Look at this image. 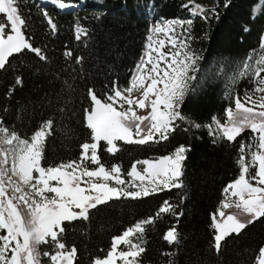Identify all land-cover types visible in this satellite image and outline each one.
<instances>
[{"label":"trees","instance_id":"16d2710c","mask_svg":"<svg viewBox=\"0 0 264 264\" xmlns=\"http://www.w3.org/2000/svg\"><path fill=\"white\" fill-rule=\"evenodd\" d=\"M64 2L78 5L76 9L59 8L55 3L42 0H20L28 21L26 37H31L33 47L42 49L46 60L25 50L10 58L6 70H0V117L5 126L27 138L45 121H53L52 134L45 142L42 161L45 167L80 158V145L92 142L85 112L92 106L89 90L103 98L113 82L120 87L128 86L131 70L145 50L150 28L159 19L192 21L190 25L185 23L187 35L193 38L191 47L204 59L198 74L199 86L195 94L186 99L182 112L195 123L210 124L213 116L223 122L225 109L234 107L233 99L225 95L229 78L250 53L253 59L264 54L259 49L264 34V1L261 3V0ZM195 4L214 12H207V18L192 17L190 11ZM259 4H262L261 10L254 16L253 10ZM44 11L57 24L56 31L50 29L42 14ZM77 24L89 31L80 41L75 39ZM69 51L71 56L66 57ZM78 57L80 63H77ZM17 78L21 83L17 84ZM253 87L250 78H243L234 86L233 95L242 97L245 90L251 91ZM251 136L250 130H246L237 140L248 143ZM117 143L120 150L109 154L105 142H101L98 154L107 168L119 165L124 174L138 161L170 155L181 145L190 149L186 152L182 177L185 187L138 200H114L90 210L87 221L65 222L62 242L67 248L76 247L74 264H93L94 258L104 257L114 236L136 222L154 217L165 200L179 205L178 211L183 215L177 218L164 214L154 225L148 226L141 264H168L169 259L173 264H255L258 250L264 246V218L247 226L239 235L232 234L219 256L212 248L215 233L211 227L212 215L225 199V186L240 174L237 142L214 144L208 129L202 127L188 131L178 129L168 140L149 145ZM137 167L145 166L137 164ZM124 178L128 179L126 175ZM181 197H184L183 203ZM173 225L181 238L179 245L170 246L163 235ZM39 249L42 261L50 262L43 253H53L51 245L42 244ZM173 251L174 257L161 255Z\"/></svg>","mask_w":264,"mask_h":264},{"label":"snow or ice","instance_id":"6c2138e0","mask_svg":"<svg viewBox=\"0 0 264 264\" xmlns=\"http://www.w3.org/2000/svg\"><path fill=\"white\" fill-rule=\"evenodd\" d=\"M54 3L59 8L69 7L64 0H54ZM192 12L207 18V12L214 10L195 5ZM42 14L50 29L56 31L58 26L48 12ZM185 23L190 25L192 21L162 20L153 25L146 37L145 50L131 70L128 86L120 87L113 82L103 98L89 90L92 106L85 112L92 142L80 145L82 151L78 160L43 166L52 120L45 121L30 137L22 138L5 126L0 117V264H41L38 249L42 244H50L53 249L51 254L43 253L51 264H74L76 247L67 248L62 242L65 222L87 221L90 210L114 200H138L158 192L183 189L186 152L190 150L183 145L170 155L134 163L126 174L119 165L107 168L98 154L101 142H105L109 154H115L120 150L117 142L159 143L181 128L188 131L204 127L214 144L222 141L239 144L240 174L225 186V199L212 215L211 227L215 230L212 248L216 254L220 255L232 234L239 235L247 226L264 218V76L261 75L264 54L253 59L250 53L229 78L225 95L233 99L234 107L225 109L223 122L213 116L210 124L195 123L182 112V107L199 86L198 74L204 57L191 47L193 38L187 35ZM177 27L181 32L176 31ZM27 31L28 21L20 0H0V70H6L10 58L25 50L46 60L42 49L33 47L31 37H26ZM88 35L86 27L76 25L77 41ZM259 49L264 52V34ZM65 56H71V52H66ZM80 62L78 57L77 63ZM243 78H250L254 87L251 91L245 90L242 97L234 96V86ZM140 110L145 114H140ZM246 130L252 133L250 141H238ZM9 163L10 168L6 167ZM137 164L145 167L138 169ZM183 199L181 197V203ZM178 208L179 205L165 200L154 217L136 222L114 236L106 255L94 258L93 264H117V261L141 264L148 226L154 225L164 214L177 218L183 215ZM180 238L176 225L163 235L170 246L179 245ZM161 255L174 257L176 253ZM168 264L173 261L169 259ZM255 264H264V246L259 248Z\"/></svg>","mask_w":264,"mask_h":264},{"label":"rangeland","instance_id":"374dc122","mask_svg":"<svg viewBox=\"0 0 264 264\" xmlns=\"http://www.w3.org/2000/svg\"><path fill=\"white\" fill-rule=\"evenodd\" d=\"M263 1H264V0H263ZM196 5H198V4H196ZM200 6H201V8L206 9V7H205L204 5L201 4ZM194 7H195V5H194ZM261 7H262V6L259 5L258 8H256V9H258V14H259V12H260V10H261ZM256 9L253 10V13H256ZM254 11H255V12H254ZM190 14H191L192 17H197V16H201V17H203L202 15H199V14L194 15L193 12H192V10L190 11ZM258 14H257V16H258ZM149 16H150V17L152 16L151 11H150V13H149ZM160 21H162V20L159 19L157 22H160ZM157 22H154L153 25H154L155 23H157ZM153 25H152V27H153ZM152 27H151V28H152ZM151 28H150V29H151ZM176 31H177V32H181V29H180L179 27H177ZM155 38H156V37L154 36V39H155ZM134 95H135V94H134ZM140 114H145V113L143 112V110H140ZM4 147H7V146H4ZM0 159H2V157H0ZM6 167L10 168V167H11L10 163H9ZM8 175L11 176V173L9 172ZM12 179L15 180V179H17V178H16V177H12ZM224 195H226V194L224 193ZM226 211H228V210H226ZM39 248H40V246H39ZM38 250H39V252H40V254H41V250H40V249H38ZM118 262H119V261H117V264H118ZM41 264H51V262H46V261H45V263H44V262L42 261V254H41Z\"/></svg>","mask_w":264,"mask_h":264},{"label":"bare ground","instance_id":"6f19581e","mask_svg":"<svg viewBox=\"0 0 264 264\" xmlns=\"http://www.w3.org/2000/svg\"><path fill=\"white\" fill-rule=\"evenodd\" d=\"M45 1L50 2V3H51V1L54 2V0H45ZM261 3H263L262 0H261ZM77 5H78V4H71L70 7L76 8ZM259 5H260V4H259ZM261 6H262V4H261ZM256 8H258V6H256ZM256 8H255V9H256ZM257 14H258V9H256V13H254V16H257Z\"/></svg>","mask_w":264,"mask_h":264},{"label":"water","instance_id":"95a60500","mask_svg":"<svg viewBox=\"0 0 264 264\" xmlns=\"http://www.w3.org/2000/svg\"><path fill=\"white\" fill-rule=\"evenodd\" d=\"M76 8H77V7H76ZM76 8H75V9H76Z\"/></svg>","mask_w":264,"mask_h":264}]
</instances>
